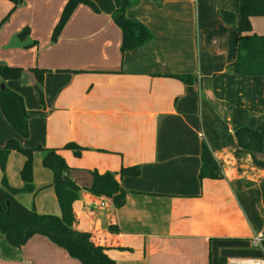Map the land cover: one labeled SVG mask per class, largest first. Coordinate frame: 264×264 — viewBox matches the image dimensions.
<instances>
[{
    "label": "crops",
    "instance_id": "crops-1",
    "mask_svg": "<svg viewBox=\"0 0 264 264\" xmlns=\"http://www.w3.org/2000/svg\"><path fill=\"white\" fill-rule=\"evenodd\" d=\"M92 1L98 11L81 3L53 41L67 0H23L6 21L13 3L0 0V62L24 68L5 84L30 114L23 137L0 108V146L16 138L25 147L57 148L79 185L51 186L37 150V192L17 199L93 233L117 264H219L222 256L228 264H264V250L253 245L264 239V76L237 72L239 29L222 17L229 10L238 22L239 0H130L126 17L154 38L125 52L113 18L122 0ZM251 24L252 33L264 35V16ZM23 27L31 30L27 41L19 40ZM34 68L46 70L43 105ZM176 73L192 74L193 82ZM243 126L261 133V152L239 145L235 131ZM69 142L84 148L80 156L65 147ZM203 142L222 178L200 180ZM24 159L17 151L8 156L13 187L23 185ZM132 165L138 176L118 177L127 191L123 205L87 189L93 171ZM0 264L81 263L44 234L14 247L0 231Z\"/></svg>",
    "mask_w": 264,
    "mask_h": 264
},
{
    "label": "trees",
    "instance_id": "trees-1",
    "mask_svg": "<svg viewBox=\"0 0 264 264\" xmlns=\"http://www.w3.org/2000/svg\"><path fill=\"white\" fill-rule=\"evenodd\" d=\"M13 5L5 19L23 0H11ZM81 3L89 5L93 10L98 11L92 0H67L60 18L53 30L52 38L56 40L64 28L70 15ZM131 5L130 0H122L120 8L113 14V18L122 32V52L139 48L153 40V32L141 21L128 18L125 10ZM264 16V0H239V18L237 22L236 13L229 10H222V17L228 23L238 26L239 38L237 45L236 69L239 74L247 76H264V35L252 33L251 17ZM28 28L25 27L18 34L25 37ZM45 69L34 68L36 77L35 89L38 94L39 103L44 104L43 82ZM22 69L17 66L0 64V77L3 79L0 87V108L7 121L15 131L23 136L29 135L30 114L25 108L23 96L9 88L5 81L8 79H19ZM186 84L193 82V75L189 73L172 74ZM235 137L243 148L261 152L263 141L261 133L248 126H243L235 131ZM80 156L83 147L74 142L65 145ZM42 152V165L52 172L51 186L56 189L68 187L79 188V185L71 178V167L57 148H45L42 146L25 147L16 138H9L0 146V169L3 173L2 184L0 185V231L4 234L6 241L14 247H20L34 234L46 235L53 243L64 248L71 257L77 259L81 264H117L109 257V247L98 242V238L91 232L81 231L69 226L63 217L48 213H39L35 206L27 207L17 199L19 193H35L37 189L33 181V158L35 151ZM12 151H17L24 156V163L20 170V177L23 182L21 187L11 186L6 179L8 156ZM140 167L132 165L122 167L119 172H92V183L87 187L91 192L112 198L115 206L123 205L127 191L119 183V176H138ZM223 172L214 158L211 150L205 142L202 143L201 166L199 171L200 180L210 178L219 179ZM64 206V204H62ZM111 232H117L116 224L109 226ZM261 248L264 250V239L261 241ZM219 264H228L226 257H221Z\"/></svg>",
    "mask_w": 264,
    "mask_h": 264
},
{
    "label": "rangeland",
    "instance_id": "rangeland-1",
    "mask_svg": "<svg viewBox=\"0 0 264 264\" xmlns=\"http://www.w3.org/2000/svg\"><path fill=\"white\" fill-rule=\"evenodd\" d=\"M24 2H25V0H24ZM9 18V17H8ZM8 18H4V20L3 21H6ZM4 24H0V27H2ZM24 30V27L23 28H21V30L20 31H18V34L20 33V32H22ZM30 28H28V33L26 34V36L25 37H20L19 36V40L20 39H22V40H24V39H26L27 37H29V35H30ZM51 39L54 41V39L52 38V36H51ZM25 41V40H24ZM26 41H27V39H26ZM31 43H36V40H33V42H31ZM39 45V41H37V43L34 45V46H36V45ZM31 47H33V46H30V47H27L26 49H29V48H31ZM0 64H2V65H9V64H7V63H5V62H0ZM9 66H12V65H9ZM21 69H22V73H23V71H24V68H22V67H20ZM22 76V75H21ZM21 78V77H20ZM19 78V79H20ZM2 78L0 77V83H2ZM8 80H12V79H8ZM8 80H6V81H8ZM15 80H17V79H15ZM6 81H5V83H6ZM36 90V89H35ZM37 92V91H36ZM38 95V94H37ZM37 98H38V96H37ZM38 101H39V99H38ZM2 172V171H1ZM2 178H3V173H2Z\"/></svg>",
    "mask_w": 264,
    "mask_h": 264
},
{
    "label": "built area",
    "instance_id": "built-area-1",
    "mask_svg": "<svg viewBox=\"0 0 264 264\" xmlns=\"http://www.w3.org/2000/svg\"><path fill=\"white\" fill-rule=\"evenodd\" d=\"M262 241V239L260 238V237H255L254 239H253V245L254 246H260L261 245V242Z\"/></svg>",
    "mask_w": 264,
    "mask_h": 264
},
{
    "label": "water",
    "instance_id": "water-1",
    "mask_svg": "<svg viewBox=\"0 0 264 264\" xmlns=\"http://www.w3.org/2000/svg\"><path fill=\"white\" fill-rule=\"evenodd\" d=\"M0 87L3 88L4 87V84H1ZM0 208H1V205H0Z\"/></svg>",
    "mask_w": 264,
    "mask_h": 264
}]
</instances>
